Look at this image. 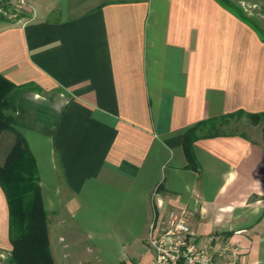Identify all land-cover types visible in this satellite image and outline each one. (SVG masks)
<instances>
[{
  "label": "crops",
  "instance_id": "obj_1",
  "mask_svg": "<svg viewBox=\"0 0 264 264\" xmlns=\"http://www.w3.org/2000/svg\"><path fill=\"white\" fill-rule=\"evenodd\" d=\"M0 21V75L34 156L55 264H153L171 211L213 250L264 264V144L184 138L198 123L264 113V42L216 0H30ZM194 164V165H193ZM12 249L0 186V264Z\"/></svg>",
  "mask_w": 264,
  "mask_h": 264
},
{
  "label": "trees",
  "instance_id": "obj_2",
  "mask_svg": "<svg viewBox=\"0 0 264 264\" xmlns=\"http://www.w3.org/2000/svg\"><path fill=\"white\" fill-rule=\"evenodd\" d=\"M216 1L249 25L264 42V30L241 5L232 0ZM22 89L0 75V151H3L0 159V186L8 203L12 246L7 264H55L49 241V213L44 204L39 169L25 138L14 127L17 94ZM236 116L247 117L253 125H264V113L250 114L244 111L202 121L190 128L184 138V149L189 161H193L190 145L200 138L229 135L248 138L244 134L224 130L229 120Z\"/></svg>",
  "mask_w": 264,
  "mask_h": 264
},
{
  "label": "built area",
  "instance_id": "obj_3",
  "mask_svg": "<svg viewBox=\"0 0 264 264\" xmlns=\"http://www.w3.org/2000/svg\"><path fill=\"white\" fill-rule=\"evenodd\" d=\"M34 19L30 0H0V21L28 24ZM149 247L153 264H240L241 248L230 243L213 250L200 246L186 212L171 211Z\"/></svg>",
  "mask_w": 264,
  "mask_h": 264
},
{
  "label": "rangeland",
  "instance_id": "obj_4",
  "mask_svg": "<svg viewBox=\"0 0 264 264\" xmlns=\"http://www.w3.org/2000/svg\"><path fill=\"white\" fill-rule=\"evenodd\" d=\"M234 3L241 5L249 15L253 18L257 25L264 30V0H232ZM5 22V21H2ZM8 23V22H6ZM263 124L253 125L247 117H234L229 120V124L224 127L226 132H234L244 134L253 140L263 141ZM3 148V146H2ZM3 151H0V159L2 158ZM165 222V221H164ZM9 255L4 258L7 264Z\"/></svg>",
  "mask_w": 264,
  "mask_h": 264
}]
</instances>
